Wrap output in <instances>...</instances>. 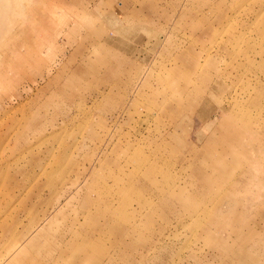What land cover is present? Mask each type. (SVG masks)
I'll list each match as a JSON object with an SVG mask.
<instances>
[{
    "label": "rangeland",
    "instance_id": "374dc122",
    "mask_svg": "<svg viewBox=\"0 0 264 264\" xmlns=\"http://www.w3.org/2000/svg\"><path fill=\"white\" fill-rule=\"evenodd\" d=\"M14 260L264 264V0H0Z\"/></svg>",
    "mask_w": 264,
    "mask_h": 264
},
{
    "label": "bare ground",
    "instance_id": "6f19581e",
    "mask_svg": "<svg viewBox=\"0 0 264 264\" xmlns=\"http://www.w3.org/2000/svg\"><path fill=\"white\" fill-rule=\"evenodd\" d=\"M188 92H190L191 94H194V92H191V91H189V89L188 88H186V90H184L183 92H181L182 93V95L180 96V95H176L177 96V100H175L176 101V103H177V105L179 106V107H181L182 105L184 106V102H183V98L184 97H188L189 96V93ZM190 94V95H191ZM173 97H175V94H173L172 95ZM183 96V97H182ZM192 97V96H191ZM173 129V128H172ZM166 141V140H165ZM197 142H200V139L197 141ZM188 145H192V146H197V144L198 143H192V142H189V143H187ZM168 145V144H167ZM195 149H192L191 150V152H193ZM147 158V157H146ZM145 160H147V159H145ZM182 161L184 162H186V158L184 157L183 159H182ZM145 162H147V161H145ZM193 168V167H192ZM205 172V171H204ZM199 174V173H198ZM197 174V175H198ZM203 175H205V174H203ZM206 176V175H205ZM202 177V176H201ZM207 177V176H206ZM208 178V177H207ZM143 180V179H142ZM203 181H204V178L202 179ZM209 180H211L210 178H209ZM204 183V182H203ZM207 183V182H206ZM212 183V182H211ZM210 184V183H209ZM207 185V184H206ZM40 246V245H39ZM38 246V247H39ZM18 258V257H17ZM16 258V259H17ZM53 262V261H52ZM15 263V260L13 261V262H11V264H14ZM58 264V263H57Z\"/></svg>",
    "mask_w": 264,
    "mask_h": 264
},
{
    "label": "crops",
    "instance_id": "0c3cea01",
    "mask_svg": "<svg viewBox=\"0 0 264 264\" xmlns=\"http://www.w3.org/2000/svg\"><path fill=\"white\" fill-rule=\"evenodd\" d=\"M119 12V11H118ZM114 14V13H113ZM198 141V140H197Z\"/></svg>",
    "mask_w": 264,
    "mask_h": 264
}]
</instances>
